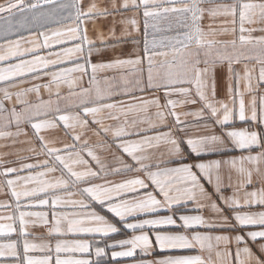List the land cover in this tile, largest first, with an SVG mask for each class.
<instances>
[{
  "label": "snow or ice",
  "instance_id": "1",
  "mask_svg": "<svg viewBox=\"0 0 264 264\" xmlns=\"http://www.w3.org/2000/svg\"><path fill=\"white\" fill-rule=\"evenodd\" d=\"M141 9L143 56L93 62L106 49L136 40L127 27L123 37L91 39L88 23ZM17 16L22 19L13 26ZM0 21L9 22L0 27V138L19 136L20 126L29 124L38 142L29 149L31 157L20 158L34 162L16 167L0 159V193L8 197L0 201V258L13 264H97L93 257L112 249L113 260L129 258L131 264H264V92L258 91L264 84V35H252L264 33V0H123L110 9L88 0H5ZM173 21L183 31L158 39L156 33L171 31ZM122 23L139 30L135 16ZM227 35L233 38H218ZM145 61L146 83L140 68ZM242 62L241 73L234 65ZM224 63L226 100L217 98L213 71ZM109 72L120 74L119 86ZM148 91H162L164 103L158 95L137 96ZM184 105L199 107L176 110ZM153 108L150 116L128 119ZM61 124L72 143L58 147L44 133ZM13 126L15 133L6 131ZM189 127L208 134L188 135ZM216 127L219 134L212 131ZM90 129L101 138L96 145L86 138ZM106 146L115 149L114 164L97 155ZM234 150L242 154L204 160ZM96 205L131 235L105 243L121 229ZM37 226L46 233L30 231Z\"/></svg>",
  "mask_w": 264,
  "mask_h": 264
},
{
  "label": "crops",
  "instance_id": "2",
  "mask_svg": "<svg viewBox=\"0 0 264 264\" xmlns=\"http://www.w3.org/2000/svg\"><path fill=\"white\" fill-rule=\"evenodd\" d=\"M27 2H31V0H27ZM95 2L97 4L98 7L100 8H111L113 4H115L117 7H119L122 3L123 0H88V3H92ZM0 3H5V0H0ZM143 10L141 9L138 13L137 12H133L131 10L129 11H124V12H117L114 15H110L108 17H99L97 18L96 21L94 22H89L87 27L89 29V37L91 39H97V37L99 36H103V38L105 39H116V38H120L126 35L125 33V28L127 27V31L129 33H131L132 36L135 37L136 42L133 43L131 42V40H129V42L127 43H122V44H118L116 45L115 49L109 48L106 49L103 53L102 56H93L92 57V61L93 62H99L100 60H111V59H115L116 57H120L123 59H127V58H135L136 56H143V39H144V28H143V15H142ZM135 16L137 18V26H138V31L136 32H132L131 26L130 25H125L124 23H122L123 20L127 19V18H131ZM22 18L17 16L15 17L10 23L13 26H16L17 23L21 20ZM222 19V18H221ZM93 23H95L96 27L95 29L93 28ZM209 23V21L207 20V18H205L204 21H202V26L206 29L207 28V24ZM217 26H219L220 21L218 20L217 22ZM9 24V22L7 21H0V27H7ZM260 25H254L253 27H259ZM115 29V37L110 36V30L111 29ZM227 27H231V25H227ZM150 35H149V39H152V30L150 29ZM178 31H183L182 29H179L176 27V22L173 21V27L171 31H165V32H161V33H156V37L159 39L161 36H174L176 35V33ZM253 36H260V35H264V33H260V32H254L252 33ZM219 39H226V40H230L233 37L231 35H227V36H223V37H218ZM67 46H71L70 44ZM170 58V57H169ZM160 58H157V60H159ZM248 64L249 68H252L255 64V61H247L246 62ZM65 67H70L71 65H64ZM201 67H204V65L202 64ZM235 69L238 72H243V68H244V63H240V64H236L234 65ZM257 72L256 74L258 75V69H259V65H255ZM140 68L143 69V79L144 82H147V62L145 61L142 65H140ZM213 71L216 74L217 78H218V90H217V98L218 99H227V63H224L222 65L217 64L213 67ZM108 75H115L116 76V81H117V85L119 86L121 84L120 82V74L119 73H114V72H109ZM132 77L129 76V79H131ZM40 83H46L47 82V78H45L44 80L38 81ZM84 83L85 86H87V77L84 78ZM28 85H25V87H27ZM12 91H16V89H12ZM61 94L62 95H66L67 94V88L66 87H61L60 89ZM259 92H264V84L260 85V88L258 90ZM41 95L43 96L44 99L48 98V94L46 92H44L42 90ZM160 96L161 97V103H164V99H163V92L161 91L160 93H155V92H144V93H137V96L140 97H144V98H151L153 96ZM13 98V102H14ZM29 100L35 102V96L34 95H30L28 97ZM53 99H55V97H53ZM117 100H127V97H122V96H118L116 97ZM172 99H182L181 97L178 96H174L172 97ZM245 99H250V97H248L246 95ZM60 103H65V101H61ZM5 107L7 108H11L12 107V102H5ZM199 107V105H184L183 107H178L176 110L179 112H186V111H195L197 108ZM155 112V109H150L149 112L147 114L145 113H140L139 116H136L135 114H130L128 119L132 120L133 118H140L143 117L145 115H152ZM124 117H121V120H123ZM182 119H184V117H182ZM187 121L192 124L195 122V118L192 116L187 117ZM106 123H113L112 121H106ZM147 125H144V127H146ZM236 126L237 127H244L245 125L242 122L236 121ZM20 130L22 132L21 135L19 136H11L8 138H0V159L5 160V161H12L14 162L13 164H9L7 166H19L20 162H24V163H31L34 162L33 159H29V160H24L21 161L20 158L22 157H31L32 154L29 152V149L32 147H37L38 148V142L35 140V138L32 135V129L30 127L29 124H22L20 126ZM165 131L167 129H164ZM6 131L15 133L17 131L16 127L13 126L11 128L6 129ZM212 131H214L216 134H219L220 129L218 127L214 128ZM92 132V130L88 131L87 133ZM48 133L49 135L51 134H56V128L50 129L48 132L45 131L44 135ZM187 134L188 135H195V134H208L204 129L202 128H197V127H189L187 129ZM49 140H54L56 142V146H62L63 144H70L71 142L67 141L65 139V142L63 143H58L57 142V138L56 137H49ZM100 137H97L96 135H92L91 139L89 140V144L90 145H96L99 141H100ZM97 151V155H99L101 157L102 160H104L106 163L108 164H114V161L112 159L111 156V152L115 151L114 148H112L111 150L107 149V146L105 147L104 150H101L99 148L96 149ZM161 151H163V149H161ZM242 153L239 152L238 150H234V151H229L226 152L224 155H206L204 156V160L208 161V160H214V159H229L230 157L233 156H239ZM247 154V153H244ZM85 159L91 160L90 157H87V155L85 154ZM162 159H170L169 157H162ZM166 167H175L177 165L175 164H167L164 165ZM128 176H131L132 174L129 173L127 174ZM110 180L113 181H117L119 182L122 177L121 176H110L109 177ZM97 182H102V181H97ZM83 187V186H82ZM248 190H251V186L248 187ZM225 195H231V189L225 191L224 193ZM76 199H79V197H74ZM8 199V197L4 194V193H0V201ZM97 211H100L102 214L106 215L108 217V219H110L113 223H115L117 225L118 228L121 229L120 232L118 233H113L110 234L109 238H105V243H109L111 242V240H119V239H123L126 237V235H131V232L127 229H124L123 224L119 222V218L113 216L111 213H108L106 211V209L101 208L100 206L96 205L95 206ZM162 214H167V213H162ZM192 214H196V213H192ZM133 218H129V220L131 221ZM30 231H33L35 235H42L44 233H46V229L42 228L41 226H37L35 229H30ZM15 238V237H13ZM96 239H100V237H96ZM54 243V242H53ZM116 251H119V248L115 249ZM111 251L112 249H106L107 255L106 256H102V257H93V259H95L97 261V264H131V260L129 258H116L115 260L112 259L111 257ZM187 254H197V253H187ZM203 255L205 257L208 256L207 253H203ZM214 255H213V259H214ZM0 264H13V261L11 258H0Z\"/></svg>",
  "mask_w": 264,
  "mask_h": 264
},
{
  "label": "rangeland",
  "instance_id": "3",
  "mask_svg": "<svg viewBox=\"0 0 264 264\" xmlns=\"http://www.w3.org/2000/svg\"><path fill=\"white\" fill-rule=\"evenodd\" d=\"M66 103V102H65ZM65 103H60V106H61V108H63L64 106H65ZM56 128V131H57V133L56 134H51V135H49L48 133H46L45 135H46V137L47 138H49V137H56L57 138V142L58 143H63V142H65V139L67 140V141H69V142H71L72 143V140H71V137L70 136H68V135H65V130L63 129V125L61 124V125H58L57 127H55ZM91 130V129H90ZM89 130V131H90ZM49 130H47V132H48ZM77 131H79V129H77ZM92 133L91 132H89V133H87V136H86V138L88 139V141L91 139V137H92Z\"/></svg>",
  "mask_w": 264,
  "mask_h": 264
}]
</instances>
